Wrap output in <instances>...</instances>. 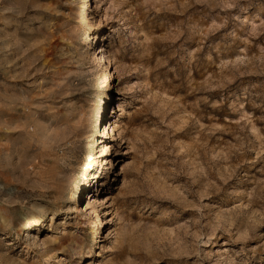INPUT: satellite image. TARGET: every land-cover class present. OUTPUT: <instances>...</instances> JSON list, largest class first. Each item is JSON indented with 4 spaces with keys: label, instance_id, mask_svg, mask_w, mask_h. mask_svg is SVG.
Returning a JSON list of instances; mask_svg holds the SVG:
<instances>
[{
    "label": "rangeland",
    "instance_id": "1",
    "mask_svg": "<svg viewBox=\"0 0 264 264\" xmlns=\"http://www.w3.org/2000/svg\"><path fill=\"white\" fill-rule=\"evenodd\" d=\"M0 264H264V0H0Z\"/></svg>",
    "mask_w": 264,
    "mask_h": 264
},
{
    "label": "bare ground",
    "instance_id": "2",
    "mask_svg": "<svg viewBox=\"0 0 264 264\" xmlns=\"http://www.w3.org/2000/svg\"><path fill=\"white\" fill-rule=\"evenodd\" d=\"M85 1V0H84ZM85 7V6H84ZM83 8V7H82ZM101 59V58H100ZM106 65V64H105ZM106 68V67H105ZM105 68H102L103 70L105 69ZM107 69V68H106ZM105 69V70H106ZM107 72V71H106ZM108 74V73H107ZM106 75V74H105ZM104 75V76H105ZM107 77H109V76H107ZM104 79V78H103ZM108 80H109V78H108ZM114 110V109H113ZM100 117V116H99ZM101 120V119H100ZM96 121V120H95ZM99 121V120H98ZM102 122V121H101ZM98 127V126H97ZM96 127V128H97ZM110 127H111V132H114V130H115V132H114V137H116V132H117V135H119V133H118V130H117V125H116V123H112L111 125H110ZM117 137H119V136H117ZM117 141V140H116ZM110 167L111 168H113V165L111 164L110 165ZM96 178V176L94 175L93 177H92V179H95ZM71 197H72V195H71ZM74 198V197H73ZM91 199V198H90ZM71 201V200H70ZM91 201V200H90ZM91 204V203H90ZM88 205H89V203H88ZM88 205L86 206V207H88ZM69 209V208H68ZM85 213V212H84ZM97 215V214H96ZM44 218V217H43ZM40 219H42L41 217H39V218H37V219H26V221H27V223H31V224H38L39 223V221H40ZM94 221H95V219H93ZM93 221V222H94ZM97 222V221H96ZM95 225V224H94ZM22 227V226H21ZM93 231V230H92ZM97 232H98V230H97ZM95 234V233H94ZM97 235V234H96ZM92 236V235H91ZM93 238V237H92ZM91 241H92V239H91ZM94 242V241H93Z\"/></svg>",
    "mask_w": 264,
    "mask_h": 264
}]
</instances>
